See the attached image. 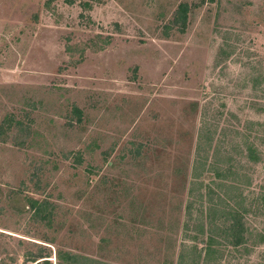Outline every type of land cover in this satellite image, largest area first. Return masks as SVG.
I'll return each instance as SVG.
<instances>
[{
    "label": "rangeland",
    "instance_id": "obj_1",
    "mask_svg": "<svg viewBox=\"0 0 264 264\" xmlns=\"http://www.w3.org/2000/svg\"><path fill=\"white\" fill-rule=\"evenodd\" d=\"M58 251L264 264V0H0V264Z\"/></svg>",
    "mask_w": 264,
    "mask_h": 264
},
{
    "label": "trees",
    "instance_id": "obj_2",
    "mask_svg": "<svg viewBox=\"0 0 264 264\" xmlns=\"http://www.w3.org/2000/svg\"><path fill=\"white\" fill-rule=\"evenodd\" d=\"M187 20V6L186 5H180L177 9L174 17V24L178 25L179 27H184L186 25ZM253 152H250V158L254 159ZM38 212H40V209H37ZM230 218L226 222H222V230L221 236H223V239L227 242V244L236 249L240 250L241 248L245 249L246 245V239L244 237V226L241 221V217L238 215V213L232 211V213L228 214V217ZM216 245H219L217 243V240L215 241L214 237L208 236L206 247L204 249V258L215 255L217 253ZM194 250L196 251L195 247ZM201 253H198V256L201 257ZM39 257V258H38ZM40 259L42 257L37 256L33 257L32 259H28L31 262H35L37 259ZM57 264H75V257L72 256L69 253H63L61 251H58L56 255ZM41 264H51L49 260H43L40 262Z\"/></svg>",
    "mask_w": 264,
    "mask_h": 264
}]
</instances>
